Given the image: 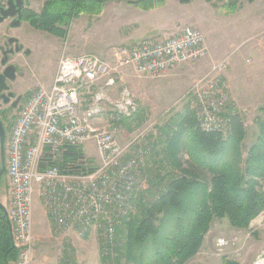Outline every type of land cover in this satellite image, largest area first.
<instances>
[{
  "label": "built area",
  "instance_id": "built-area-1",
  "mask_svg": "<svg viewBox=\"0 0 264 264\" xmlns=\"http://www.w3.org/2000/svg\"><path fill=\"white\" fill-rule=\"evenodd\" d=\"M208 53L203 31L186 25L168 36L114 45L106 57L94 53L61 57L53 84L31 96L11 134L8 215L17 253L14 264L34 262L37 195L58 231L87 236L98 230L104 255L115 258L117 228L137 211L132 202L140 188L138 176L147 164L148 139L122 144L111 126L95 125L96 111L82 108L84 98L94 97V89L104 80L114 84L112 74L123 67L159 78L172 67L197 62ZM226 66L225 60L216 62L211 73L187 93L198 122L207 130L227 132L231 116L237 113L223 79ZM88 141L99 151L93 171L85 154V170H72L76 165L72 162L64 164L68 148H82ZM228 245L226 239L217 240L219 248ZM260 261L264 264L263 259L255 264Z\"/></svg>",
  "mask_w": 264,
  "mask_h": 264
},
{
  "label": "trees",
  "instance_id": "trees-1",
  "mask_svg": "<svg viewBox=\"0 0 264 264\" xmlns=\"http://www.w3.org/2000/svg\"><path fill=\"white\" fill-rule=\"evenodd\" d=\"M106 1L49 0L42 27L66 37V25L73 17L82 13L99 15ZM238 8V0H230L223 9L234 13ZM58 22L64 27L57 26ZM187 108L173 120L165 136L158 137L163 142L162 152L153 154L158 160L151 164L153 167L157 162L161 167L156 194L149 201L142 199L137 211L117 228L116 256L109 262L187 264L201 250L216 219L227 218L233 227L241 229L249 227L264 211V116L256 118L257 140L245 148L247 129L238 110L231 116L228 131L221 132L202 128L194 110ZM261 111L264 113V107ZM131 116L121 122L126 124ZM155 148L151 147L152 153ZM84 158L82 148L70 147L64 154V164L72 162L76 164L72 170H85ZM86 162L90 171L96 168V159L86 158ZM12 245L10 231L0 230V264L16 258L15 250L7 255ZM106 260L104 256L105 264ZM224 264L239 263L228 260Z\"/></svg>",
  "mask_w": 264,
  "mask_h": 264
},
{
  "label": "rangeland",
  "instance_id": "rangeland-1",
  "mask_svg": "<svg viewBox=\"0 0 264 264\" xmlns=\"http://www.w3.org/2000/svg\"><path fill=\"white\" fill-rule=\"evenodd\" d=\"M113 1L115 0H107L104 7L105 13L99 16L97 14L82 13L79 16L73 17L70 24L68 26L66 25V27H68L66 37L56 40L51 36H48V40L52 43V51L50 55H52V53H57L59 60L63 55L72 56L68 53V50H65L69 47L76 48L77 45L80 49H83L85 46L87 52L103 57L114 45L133 44L131 42H126L125 44L124 41L121 40V36H118L116 32H113L111 30V25L107 22L113 17L109 14L106 16V13L110 11L118 1L122 0H116V3H112ZM142 1L145 3H157L163 0ZM123 2V8L126 13H128V10H130V8L127 7L129 3L126 0ZM229 2L230 0H214L211 2V5H213L211 7L217 12L216 14H218V17L216 18L200 9L202 0H194L192 4L186 5L184 9L186 10L185 12H188L190 10H194L195 7H198L196 12H198L199 18L202 19L206 25H209L208 30L211 40L213 42H220L221 37L231 39L233 33L235 37L242 35L244 29L248 28V25H250V21L247 20L248 14L255 8L254 14L252 15H255L254 17H256V34L252 36L250 40L242 35L239 41L241 43V48H245L246 50L251 45H256L254 49L255 55H253L256 56L259 51L258 47H262L264 49V0H257L255 4H251L252 1L250 0H238L239 8L235 14L233 13V16H231L232 13L229 12L226 15L223 13V8ZM244 7H247L246 12L242 11ZM241 11L243 13H241ZM220 14L225 16L220 17ZM227 15L229 18L228 20H225L227 19ZM191 25L200 27V25L197 24ZM151 35L153 36L154 34ZM71 38L75 45H70ZM241 48L236 49L232 59L231 56H226L220 60L213 61V63L210 64L207 73L203 76L197 77L191 88L194 84H196V81L198 82L203 77L211 73L216 62H224L225 60L227 62V71L223 79H225L229 85V92L232 100L234 101L233 106L237 111L238 108L232 92L231 84L228 80V74L231 72L230 79L235 81L234 87L238 92H241L244 80H240H242V75L245 72V68H242V60L248 64L246 67L248 70L250 68L254 69L256 64H249L250 58L247 59L249 55L247 58H244V54L242 53L243 49ZM205 59L206 57L198 60L195 65H200L201 61H204ZM257 59L258 57H255V61H257ZM59 60L57 65L59 64ZM250 60H252V57ZM196 69L200 70V66ZM258 71L260 72L257 76L255 74L254 76L264 79V64L260 66ZM121 73L122 80L118 77L117 72L112 74V76L115 77V83L112 84V88L110 90L107 89L108 87L105 88V84H102L103 86H96L94 89V97H85L82 108L84 110H95L96 118L94 120H96L97 123H100V126L109 125L115 131L117 130V138H119V135L122 134L126 135L129 141L140 137L147 138L150 141L148 160L146 164L147 167L145 170V174L147 175L144 174L141 178H139L140 188L135 192L132 202L134 207H137L138 209L140 205L139 202L142 201V199H144V201H149L151 197L152 199L154 198V195L156 194L155 190H157L158 186L156 184L160 181V174H158L161 169L160 164L154 162L155 166L151 167V160H158L157 158L154 159L155 157L153 154L156 155L158 152H162V146L160 144L158 146L156 138L158 140V137L165 136L164 132L170 130V123L173 122V120L176 121L180 114H185L187 112V107L189 106L190 108V99L184 96L181 101H177V103L174 104L177 98L181 96V84L184 82L183 80L179 81V77L172 78V81L166 80L164 83L166 86H164L163 83L159 82L157 85L153 82L158 81L159 78L143 77L132 67H123ZM168 81L170 82L171 87H167ZM103 82L106 83L105 80ZM173 82L176 86L173 85ZM261 95L262 96L252 98V101L256 103V108L258 109L254 110L252 107L253 109H248L249 111L247 110V112H241L247 129V135L244 143L245 148H249L257 140L259 135V125L256 122V118L258 116H264V113L261 111V106L264 105V93H261ZM172 104L174 105L170 106V108H165V105ZM160 105H162V107L164 106V108H160ZM134 114L137 115L132 117ZM125 116H131L132 118L125 125H120ZM167 123L170 125H166ZM158 141L161 143L160 140ZM152 146L157 148L153 150V153L151 151ZM98 152L99 151L93 141H88L84 144L83 153L88 156V158L98 160L96 157ZM95 164L97 166V163ZM90 165L93 166V164ZM6 185L7 181L4 176L0 182V186L5 188ZM0 198L2 199V202L8 205V207L10 206V196L8 201L6 194H0ZM42 210L43 205L37 195L35 199L34 242L35 248L38 243V247L40 246L42 253L45 252L43 257H46V262H52L54 264H105V255L103 253L102 242L99 236L100 232H98V230L93 232V234L91 232V234H88L87 236H78L76 233H74L76 236L66 235L67 233L64 234V232H60L56 229L54 222V228L52 231L45 232L44 230L40 231L39 235H36L37 232L35 228H39L41 223L39 221L38 225L35 226V220H42ZM219 238L228 240L229 245L219 248L217 246V240ZM201 249H203V256L193 260L190 264H224V262L228 260L236 261L239 264H255V262L260 259H263L264 261V211L261 212V214L254 219L247 228L239 229L233 227L227 218L216 219L213 222L210 231L206 235L205 242ZM15 254L17 257L16 251ZM105 257L107 258V264H110V258L107 256ZM15 259L16 258L10 260L9 264H14ZM35 260L36 254L34 262ZM256 264H262V262L260 261Z\"/></svg>",
  "mask_w": 264,
  "mask_h": 264
},
{
  "label": "crops",
  "instance_id": "crops-1",
  "mask_svg": "<svg viewBox=\"0 0 264 264\" xmlns=\"http://www.w3.org/2000/svg\"><path fill=\"white\" fill-rule=\"evenodd\" d=\"M116 1V0H115ZM115 1H113L112 3H116ZM124 0L122 1H118L117 4H115V6L113 8H111L110 11H108L106 13L109 14L110 16H112L113 18L110 21H107L110 25H111V30L113 32H116V34L118 36H121V40L124 41V43L126 44V42H131V43H135L137 41H140L144 38L150 37L152 36L151 34H154L153 36H168L171 33H175L177 32L180 28H182L183 26L186 25H191V24H197L200 25L201 30L204 32L205 36H206V43L208 45L209 48V53L206 56V59L204 61H201L200 65H195L196 62H194V64H179L176 65L174 67H172L170 70L167 71V73L164 76L159 77L158 81H153L154 83H165L166 80L172 81V78H176L179 77V81L183 80L184 82L181 84V96H179L177 98V100L174 102V104L177 103V101H181V99L185 96L187 98H189V95H187V93L189 92L192 84L195 82L196 78L199 76H203L205 73H207L209 66L211 63H213V61H217L220 60L226 56H231V59L234 55V53L236 52L237 48H241V43H240V39L241 36L244 35L243 37L249 38L248 40H250V38H252V36H254L256 34V17H254V10L255 8L249 12L247 20H249V24L248 28H245L243 31V34L240 35L239 37H235L234 33L232 34V38L228 39V38H220V42H213L210 38L209 35V30L208 27L209 25H206L202 19L199 18L198 16V12H196L198 7H195L194 10H190L188 12H185L186 10L184 9V7L186 5L192 4L194 2V0H191V2L189 3H183L180 0H163L161 2H157V3H145L142 0H139L138 2L132 3L129 0H126L129 4H128V8H130V10H128V13H126V11L124 10ZM257 0H254L251 2V4H255ZM107 2V1H106ZM105 2V4H106ZM211 2L213 1H208V0H202V4L200 5V9H202L203 11H206L208 14H210L212 17L216 18L218 17L216 14L217 12L214 11V9L211 7L213 5H211ZM105 7V5H104ZM247 7L243 8V12H246ZM241 11V13H243ZM131 12V13H130ZM223 12V11H221ZM105 13V9L103 10V12L101 14ZM225 15L227 14L226 12ZM236 12H234L235 14ZM99 14V15H101ZM232 13L231 16L234 15ZM98 15V16H99ZM225 15H221L220 17H224ZM253 16V17H252ZM229 16L227 15V19L228 20ZM221 21V19H220ZM246 24V23H245ZM199 27V28H200ZM250 34V35H249ZM248 36V37H247ZM70 45H75V43L72 41L71 38V44ZM45 46V52L50 56V53L52 51V43L47 40ZM68 47V46H67ZM66 47V48H67ZM74 47V46H73ZM256 45H251L247 50L244 48L243 49V57L247 58V56L249 55V57L247 59H249V64H255V68H250L249 70L246 68L248 66V64H246L243 60L241 62L242 64V68H245V72L242 75V80L243 81V87L241 88V92H238L237 89L234 87V82L232 81L230 78V74H228V80L231 84L232 87V92L236 101V105L237 108L239 110V112L241 113L242 111H246L249 109L251 110V108L253 107L254 110L258 109L256 108L257 105L256 103H254L252 101V98L254 97H258V96H262L261 93H264V79L262 78H258L256 77L257 74L260 72L258 71L260 66L264 64V49L262 47H258L259 51L257 53L256 56L254 54V49H255ZM69 51L68 53L72 56H79L82 55L84 53L87 52L85 46L83 49H80L77 47L76 48H68L65 51ZM110 50V49H109ZM109 53V51H107ZM90 53V52H87ZM107 54H105L103 57H106ZM255 57H258L257 61H255ZM259 60V61H258ZM199 64V63H198ZM245 65V66H244ZM198 66H200V70L196 69ZM122 69L119 71L118 77L120 78V80H122V73H121ZM255 71V72H254ZM47 76L50 78L49 83H52V73H51V68H48L47 71ZM254 74L256 76H254ZM115 78V77H114ZM115 80V79H114ZM153 80V79H151ZM168 81V86L167 87H171L170 82ZM102 84H105V88L108 87L107 89H111L112 88V84L107 85L106 83H104L103 81L99 83L98 86H103ZM158 85V84H157ZM156 85V86H157ZM173 85L176 86V84L173 82ZM166 86V85H164ZM151 94V93H150ZM159 104V103H158ZM172 105H165V108H170V106ZM190 107H191V103H189ZM159 106V105H158ZM160 108H164V106L162 107V105H160ZM187 107V106H186ZM261 107H264L261 106ZM252 108V109H253ZM260 108V105H259ZM184 109V108H183ZM186 109V108H185ZM90 110V109H89ZM248 110V111H249ZM93 122L95 123V125L100 126V123H97L96 120H93ZM172 123V122H171ZM170 123V124H171ZM170 124H166V125H170ZM120 125H125V123L121 122ZM118 132L117 130L115 131V133ZM118 136V134H117ZM122 144H126L129 142V139L126 137V135H119L118 138ZM156 142L161 145V143H159V141L156 138ZM162 146V145H161ZM157 149V148H156ZM82 150H84V146L82 147ZM96 156V155H94ZM97 158H99V152L98 155L96 156ZM150 160V159H149ZM152 160H151V164H152ZM44 210V209H43ZM42 210V220H35V226L38 225L39 221H40V227L39 228H35L37 234L39 235L40 231H52V229L54 228V222L52 219H50L47 214L45 213V211ZM91 234V233H90ZM93 234V232H92ZM66 235H72V236H76L73 232H68ZM91 236V235H90ZM78 237V236H77ZM40 241V240H38ZM38 243L36 244V248H35V254H36V260L34 262V264H54L52 262H46L45 258L43 257L44 253H42V251L40 250V246L38 247ZM203 249L200 250V252H198V254L191 259L187 264H190V262H192L193 260L197 259V258H201L203 256Z\"/></svg>",
  "mask_w": 264,
  "mask_h": 264
},
{
  "label": "flooded vegetation",
  "instance_id": "flooded-vegetation-1",
  "mask_svg": "<svg viewBox=\"0 0 264 264\" xmlns=\"http://www.w3.org/2000/svg\"><path fill=\"white\" fill-rule=\"evenodd\" d=\"M49 0H0V182L6 177V187L0 194L9 199V146L14 124L31 96L41 88L50 87L57 74V53L48 55V36H61L43 29ZM57 26L63 28L62 23ZM55 54V55H54ZM51 68L52 83L47 76ZM9 207L0 198V230L10 231Z\"/></svg>",
  "mask_w": 264,
  "mask_h": 264
},
{
  "label": "bare ground",
  "instance_id": "bare-ground-1",
  "mask_svg": "<svg viewBox=\"0 0 264 264\" xmlns=\"http://www.w3.org/2000/svg\"><path fill=\"white\" fill-rule=\"evenodd\" d=\"M200 125H201V124H200ZM201 127L204 128V129H206V128H205L204 126H202V125H201ZM206 130H207V129H206ZM149 145H150V141L148 140V144H147V149H148V150H149ZM146 167H147V166L143 167L142 173H141V175L138 176V178H141V177L146 173V172H145ZM145 175H147V174H145Z\"/></svg>",
  "mask_w": 264,
  "mask_h": 264
},
{
  "label": "water",
  "instance_id": "water-1",
  "mask_svg": "<svg viewBox=\"0 0 264 264\" xmlns=\"http://www.w3.org/2000/svg\"><path fill=\"white\" fill-rule=\"evenodd\" d=\"M14 249H15V246H14V244H13L12 247H11V249L8 251L7 255H8L11 251H13Z\"/></svg>",
  "mask_w": 264,
  "mask_h": 264
}]
</instances>
